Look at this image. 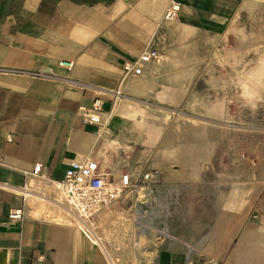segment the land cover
<instances>
[{
	"label": "crops",
	"instance_id": "0c3cea01",
	"mask_svg": "<svg viewBox=\"0 0 264 264\" xmlns=\"http://www.w3.org/2000/svg\"><path fill=\"white\" fill-rule=\"evenodd\" d=\"M173 1L178 17L165 21ZM263 7L264 0H0V264H200L176 214L159 211L155 191L200 182L229 132L192 124L176 139L152 107L179 106L194 94L200 71L188 62L201 60L208 39L240 15ZM151 47L166 59L125 76L123 64ZM192 97L193 109L219 114L207 110L206 97ZM97 98L100 125L85 117ZM124 149L159 178L96 214L104 249L57 204L58 181L72 160L89 157L136 176L129 161L119 164ZM255 161V181L226 180L211 244L220 251L226 224L228 255L206 264H264V158ZM16 210L22 220L9 217Z\"/></svg>",
	"mask_w": 264,
	"mask_h": 264
},
{
	"label": "rangeland",
	"instance_id": "374dc122",
	"mask_svg": "<svg viewBox=\"0 0 264 264\" xmlns=\"http://www.w3.org/2000/svg\"><path fill=\"white\" fill-rule=\"evenodd\" d=\"M208 40L206 48L203 46L201 60L190 61L188 65L200 71L194 94L204 96L211 102L212 106L206 105L207 110L222 112L223 116L205 114L200 106V110L193 109V93L179 106L159 104L161 106L152 107L165 120L166 135L176 139L185 135L192 124L207 123L229 132L228 139L220 141L218 151L210 161L213 166L204 171L200 182L184 190L172 187L155 191L159 211L176 214L178 229L185 232L188 240L199 249L198 253L191 255L200 264L214 263L209 262L213 259H220L217 263H223L228 255L226 224V231L217 242L220 251L213 253L211 244L214 216L221 214L225 208L226 180H232L235 184L240 177H248L250 182L255 181V160L261 156L264 158V7L240 15L222 36ZM106 126L105 132L108 130ZM133 148L135 155L142 153L141 144ZM127 154L124 149L121 154L124 157L118 159L120 165L128 166L129 161L138 169L135 174L139 181L144 182L143 174L149 172L152 178L148 183L158 182V174L143 167L142 160L133 161ZM57 199L61 200V195ZM181 199L186 201L184 207L178 202ZM95 217L92 222L97 227ZM72 220L78 223L76 219Z\"/></svg>",
	"mask_w": 264,
	"mask_h": 264
},
{
	"label": "built area",
	"instance_id": "2783aa9c",
	"mask_svg": "<svg viewBox=\"0 0 264 264\" xmlns=\"http://www.w3.org/2000/svg\"><path fill=\"white\" fill-rule=\"evenodd\" d=\"M179 10L180 4L173 1L164 14L165 21L177 19ZM164 58L165 53L161 50L148 48L134 62L123 64L124 75L136 78L144 72L146 63L161 62ZM102 109L103 101L95 99L92 110L85 115L87 121L102 124ZM68 166L64 178L58 183L66 213L78 221L90 222L106 207L128 200L142 182L130 171H112L93 157L72 160ZM42 168L41 163L37 164L33 175L39 176ZM151 178V173L143 174L144 182ZM9 217L16 220L24 218L21 210L9 213Z\"/></svg>",
	"mask_w": 264,
	"mask_h": 264
},
{
	"label": "bare ground",
	"instance_id": "6f19581e",
	"mask_svg": "<svg viewBox=\"0 0 264 264\" xmlns=\"http://www.w3.org/2000/svg\"><path fill=\"white\" fill-rule=\"evenodd\" d=\"M119 92H117V94H118ZM58 191H59V193H60V195H61V197H62V193H61V188H60V186L58 185V189H57ZM58 200V205H60L62 208H64V199L62 198L61 200L60 199H57ZM57 215H59V213L57 214ZM65 220V219H64ZM77 220V219H76ZM78 221V220H77ZM61 222V221H60ZM64 223V222H63ZM84 231H87V233H88V235L90 236V237H92V239L95 241V242H98V244H100V245H102L103 247H105V244H104V242H103V239H102V237H101V235L99 234V232L98 231H96V228L94 227V224H93V222H92V220L90 221V222H87V221H78V223H77ZM101 246V247H102ZM104 249H106V247L104 248ZM110 260H111V262L113 263V264H115L114 263V261H113V259L112 258H110Z\"/></svg>",
	"mask_w": 264,
	"mask_h": 264
}]
</instances>
